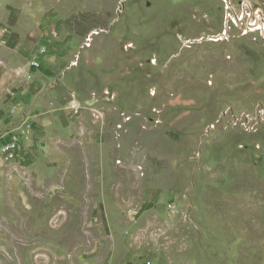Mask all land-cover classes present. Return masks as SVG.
<instances>
[{
    "label": "rangeland",
    "instance_id": "obj_1",
    "mask_svg": "<svg viewBox=\"0 0 264 264\" xmlns=\"http://www.w3.org/2000/svg\"><path fill=\"white\" fill-rule=\"evenodd\" d=\"M2 31L33 50L0 264H264V0H0Z\"/></svg>",
    "mask_w": 264,
    "mask_h": 264
},
{
    "label": "crops",
    "instance_id": "obj_2",
    "mask_svg": "<svg viewBox=\"0 0 264 264\" xmlns=\"http://www.w3.org/2000/svg\"><path fill=\"white\" fill-rule=\"evenodd\" d=\"M34 44V43H33ZM23 46H24V38L20 35H17V34H14V33H11V32H6V31H2V33H0V84H1V80L3 78V74H6V73H12L10 69H8V61H7V58L11 59V61L13 62L12 65L16 68H19V64H22L21 62H17V59H26L28 57L27 54L25 53H32V43L30 46H28L27 49H23ZM19 63V64H18ZM9 64H11L9 62ZM22 80V78H21ZM25 86H22L20 88V90L18 92L15 93V95H19V93H24L25 89L24 88ZM28 88V87H27ZM35 88V87H33ZM2 90V87L0 85V91ZM31 92L33 93V89H31ZM1 93V92H0ZM35 97H36V93H35ZM2 99L0 98V101ZM37 98L34 100L36 101ZM20 104H22V102H20ZM32 112H34V114H36V116L39 114V113H36V106L32 107ZM92 134H90L91 136ZM93 136H97V135H94ZM91 136V138L93 137ZM94 138H97V137H94Z\"/></svg>",
    "mask_w": 264,
    "mask_h": 264
},
{
    "label": "built area",
    "instance_id": "obj_3",
    "mask_svg": "<svg viewBox=\"0 0 264 264\" xmlns=\"http://www.w3.org/2000/svg\"><path fill=\"white\" fill-rule=\"evenodd\" d=\"M241 18L243 19V16H242ZM241 18H240V17H238V21H239L240 23H241V21H242V19H241ZM234 23H236V24H237V20H236V21L234 20ZM34 65H35V63H34ZM126 120H127V121H129V120H128V118H127Z\"/></svg>",
    "mask_w": 264,
    "mask_h": 264
}]
</instances>
